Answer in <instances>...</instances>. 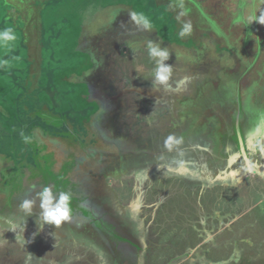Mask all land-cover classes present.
Instances as JSON below:
<instances>
[{"label":"flooded vegetation","instance_id":"1","mask_svg":"<svg viewBox=\"0 0 264 264\" xmlns=\"http://www.w3.org/2000/svg\"><path fill=\"white\" fill-rule=\"evenodd\" d=\"M249 1L254 4L253 16L264 17L263 10L258 6L264 0H247ZM173 9H176L175 6H172L171 11ZM173 16L175 20H179L175 12ZM94 17L101 21L104 17L114 19L108 26L97 22L96 29L101 36L94 39L95 51L91 53L94 62L87 65L86 68L89 71L85 73L89 96L102 109L96 114V120L89 124L90 129L88 128L90 132L88 135L93 139V145H81L85 154L91 153L101 158L97 162L99 169L98 172L82 175L81 178L84 177L86 182L77 185L72 182L74 181L72 178L75 176L76 168L79 167L77 164L82 163L83 160L76 158V155H72V159L66 156L62 158L60 154L53 155L54 160L56 157L59 158L56 168L67 169V172L55 174L62 178L58 180L57 189L54 188V192L72 193L73 215L69 221L59 227L42 224L39 217L38 220H35V217L32 218L40 213L39 207L33 206L32 216L20 209L19 205L24 199L33 198L39 191H33L30 188L25 191L17 187L14 189L16 195L12 193L14 197L11 200L8 192L4 194L5 199L2 203L0 201V221L15 225L17 229H24L22 233L25 236L18 234L14 238L21 243L19 245L23 259L20 264H30L31 261H35L32 254L38 252L45 243L52 242L54 237L50 234L54 232L57 238L58 235L63 236L56 241L60 250H63V255L59 262L54 258L52 264L70 262L72 258L76 259L75 262L77 260L86 262L92 257L100 264H145L149 234L143 226L142 217L147 215L151 217L155 209L162 207L157 204L161 202L162 194L157 196L145 191L147 187L154 186L152 178L169 184L175 180L174 175L181 174L182 171L184 175H187L185 180L187 186L208 188L224 183L232 186L237 182V178L240 180L246 178L250 170L257 172L253 167L254 162L259 163L260 170L264 172V86L259 87L264 85L262 27H257L256 31L251 32V35L256 34L254 42L247 43L244 35H248L249 32L243 29V33L245 31L246 34L242 37L241 23L234 22L232 28L235 27V31L232 28L229 29L230 32L237 33V36L233 35L232 39L234 47L225 43L216 44L219 53L227 55L225 57L220 54V63L217 60L211 61L209 52L203 48L199 50L201 53L197 58L193 51L198 49L186 48L188 56L185 55L187 57L180 58L179 61L177 43L167 44L159 41L157 37H152L153 33L144 24L138 23L137 19H132L131 13L98 11L94 13ZM136 24L139 27L134 29ZM80 26L83 28L82 25ZM210 34L213 36V33L210 32ZM174 35L177 36L173 34V37ZM183 37V42L185 39L187 42L191 41L189 36ZM136 38L139 39V43L133 46L130 41ZM174 38L177 40V37ZM202 38H204L203 35ZM220 41L222 43V40ZM121 42L122 45L119 47L118 44ZM150 42L153 46L158 45L169 53L167 63L171 70H174V77L164 87L161 84L152 86L156 78L146 77L147 74L143 72L139 75L140 71H138L140 83L136 84L126 67L135 47H138V51H148ZM200 47L198 45L197 48ZM179 69L182 74L178 81L186 77L185 84L177 81ZM243 75H248L247 79H244ZM138 86L139 89L141 88L139 91L136 88ZM136 100H141L145 104L149 102V105L153 106L152 110L150 107L146 109ZM132 108L134 110H131ZM161 108H164V114L174 123L173 127L172 123L167 125L169 131L165 134L172 137L180 134L179 137L184 138V147L182 145L176 149L175 146L165 148L162 140L147 135L149 130L145 131L144 127L155 124V118L150 117L162 115ZM33 113V117L41 119L44 124L54 128L62 129L61 127L66 124L63 114L51 113L47 108ZM20 127L25 128V126ZM68 132L77 137V142L69 141V145L77 143L80 145L84 140L78 133L75 134L72 130ZM68 132L62 130L60 134L64 135ZM239 136L250 163V170L242 158ZM63 138L67 140L68 137ZM34 139L32 138L31 141L34 142ZM260 149L263 150V155ZM182 151L186 153L185 158L178 155ZM12 153L9 151L10 156ZM43 153L39 151L41 156H44ZM32 155L33 158L38 159L34 151ZM41 156L39 159H42ZM46 161L53 162L52 159L49 160V157L48 160L42 159V164L45 165L44 172L41 168H35V174L30 172V175L33 174L37 187L48 180L45 178ZM66 161H68L67 164H65ZM230 165L236 166L240 176L237 174L231 178L228 173L221 172ZM52 166L55 167L54 162ZM71 167L73 171H70ZM191 169H193L192 172H189ZM157 170L159 174L153 175V172ZM11 171H13L12 168ZM129 177L136 181L132 187L135 185L139 187L134 203L121 205L116 201L114 194L110 195L100 186H94L102 179L120 182ZM66 179L72 180V183H69L71 186L66 185ZM156 184V188L160 187L163 192L164 188L161 187L160 182L157 181ZM87 187L93 188L87 189ZM143 210H148L144 216ZM35 228L44 231V238L42 236L39 238L43 241L38 239L37 242L35 241L37 238L29 237V229ZM56 242L54 241L55 244ZM72 244L77 247V250L79 248L78 256L68 251Z\"/></svg>","mask_w":264,"mask_h":264},{"label":"rangeland","instance_id":"2","mask_svg":"<svg viewBox=\"0 0 264 264\" xmlns=\"http://www.w3.org/2000/svg\"><path fill=\"white\" fill-rule=\"evenodd\" d=\"M155 1L159 4L169 3L170 9L177 4L176 9L172 11L179 19L178 31L171 17L169 19L170 14L163 7H157L154 0H0V171L13 169L9 175H5V172L0 174L3 175L4 180L11 175L15 179L11 181L12 186L16 185L14 187L18 186L25 191L29 188L40 191L43 185L51 187L54 191L57 189L58 180L62 178L55 174L67 172V169L56 168L59 158L56 157L54 160V154H60L62 158L70 157L69 159H72V155H76V158L83 160L82 163L77 164L79 167L76 168L75 176L72 178L74 181L71 180L74 184L86 182L84 177L81 178L82 175L98 172L99 163L97 162L101 158L89 153L90 151H88L89 154H85L81 144L93 145V139L88 135L90 134L89 124L96 120L95 116L102 108L89 96V86L84 85L81 80V76H85L84 73L89 71L86 68L89 65L88 62L79 61V56L72 52L77 46V25L81 22L78 16L82 15L85 8L94 13L126 11L131 13V18L133 13L136 14L138 23L144 24L145 20L148 22L150 27L146 28L153 33L152 37H157L159 41L167 44L177 43L179 61L180 58L185 59L188 56L186 48L198 49L193 51L196 54L195 58L200 55L199 50L203 48L209 52L211 61L217 60L219 63L220 54L227 56L219 53L218 44L212 36H206L208 25L205 19L197 12L193 15L184 13L190 11H186L190 9L188 5L184 8L180 5L185 0ZM211 1L216 0H204L203 4L207 6ZM243 1L245 0H239V2ZM212 9L214 10L215 7ZM216 11L213 12L212 18H216ZM222 12L220 13L225 15V12ZM201 14L204 15L203 12ZM46 17L51 18V21H47ZM223 18H216V20L221 22ZM233 21L240 23L241 16L238 14L233 16ZM138 27L136 24L133 28ZM232 29L235 31V27ZM9 30L12 38L5 39L3 33ZM182 31L187 34L192 32L190 35L195 36V42H198L200 37L198 45L201 47L197 48L198 45L192 41L187 42L186 39L183 42L184 37L179 35ZM173 34H177V36L174 35L177 40ZM233 35L237 36V33ZM229 37L231 40L232 36L229 35ZM130 42L134 46L139 43V39H132ZM227 44L230 46L229 42ZM62 49L65 53L59 54ZM130 58L129 66L127 64L126 67L136 84L140 83L141 72L147 74L146 77L156 78L155 69L158 58L151 56L149 50L138 51V47H135ZM167 61H165L166 64H168ZM138 71H140L139 75ZM177 71L178 69L175 74ZM173 72L174 70H171L167 82L174 77ZM181 74L182 71L179 69V75H175L178 77L177 81ZM186 80L184 77L178 83L185 84ZM154 82L152 86L160 84L156 79ZM166 84L161 85L164 87ZM136 88L138 91L141 89L139 86ZM136 102L145 106L146 109L153 108L149 102L147 104L142 103L141 100ZM44 108L51 113L58 112L68 118L62 129L48 126L41 119L32 116L33 112L43 111ZM161 109L162 115L150 117L155 118V124H149L144 129L149 130L147 135L162 140L164 147L168 148L165 146V141L169 134L165 133L169 131L167 125L172 123L173 127L174 123L164 114V108ZM20 126L25 128L22 129ZM62 130L67 132L72 130L73 133L81 135L84 140L80 145L79 143L69 145V141L77 142V137L70 132L61 135ZM182 130L184 131V128ZM24 136L30 137L28 143L24 142ZM64 136L68 137L67 140L63 138ZM179 136L180 134L173 137L174 140H180V143L172 144L175 149L182 145L184 147V138ZM32 138H35L34 142L31 141ZM9 146L12 147L9 148ZM40 150L44 152L42 154L44 156L39 154ZM9 151L13 152L12 156ZM33 151L38 159L33 158ZM178 155L182 158L186 157L184 151L179 152ZM39 156L44 160H48L49 157V160L52 159L55 164V167H51L53 162L46 161L45 178L48 180L40 186L41 188L36 186L37 183L33 179L35 168H41L43 172L45 170V165L42 164ZM253 167L257 172L247 173V177L242 180L237 178V182L232 185L235 186L234 188L229 183L208 188L187 186L185 182L187 175H184L182 171L181 174H175V178L173 177L175 180L169 184L152 178L154 186L147 187L145 191L157 196L162 194L161 202L157 203L162 207L155 209L151 217L148 215L142 217L143 226L149 234L145 264H264V172L260 170V164L257 162H254ZM236 169V166L230 165L221 172L228 173V176L232 178L239 174ZM70 171H73L72 167ZM30 172L33 174L30 175ZM157 174H159L158 170L153 172V175ZM71 181L65 180L68 187L71 186L69 185ZM157 181L164 188L163 192L160 187L156 188ZM135 183L134 178L129 177L120 182L102 179L100 183H94V186H100L110 195L114 194L121 205H126L133 202L138 195V185L132 187ZM1 186L2 184L0 188ZM90 188L93 187H87V189ZM13 194L16 195V192ZM36 194L29 199H34L36 201L34 207L38 208L39 199ZM14 195L9 197L10 200ZM2 196L1 203L5 199L4 195ZM254 204L256 206L246 215L234 220L239 212H244ZM145 212L147 214L148 210H143V216ZM34 217L38 220L40 213L32 216ZM6 224L0 221V264H20L23 259L20 251L21 243L14 238L18 234L25 236L22 233L24 229L16 228V231H11L13 225L6 226ZM43 234H45L44 231L36 228L28 231L29 237L37 238L35 240L37 242L41 236L44 238ZM50 235L54 237L52 242L45 243L38 252L33 253L32 257L35 261H31L30 264H52V260L55 259L59 262L63 250H60L56 241L63 236L58 235L57 238L55 232ZM39 240L43 241V239ZM68 251L72 254L80 252L79 248L77 250L73 244ZM75 261L76 259L72 258L70 262L65 261L61 264H100L98 260H93V257L86 262Z\"/></svg>","mask_w":264,"mask_h":264},{"label":"trees","instance_id":"3","mask_svg":"<svg viewBox=\"0 0 264 264\" xmlns=\"http://www.w3.org/2000/svg\"><path fill=\"white\" fill-rule=\"evenodd\" d=\"M203 2H204V0H185V2L181 3L180 5L182 6V8H184L185 5L186 6L188 5L190 7V9L186 10V11L190 10L189 13L184 12L186 15H188L190 13L193 15L195 12H197V13H199V15L202 16L203 19H205V21L207 22V25H208V27L206 29V32H208L207 34L210 36L211 35L210 32L213 33L212 38L215 39V41L219 45H222L224 43L226 45H228L227 42H229L230 45L232 46V48L234 47L233 45H235V44H234V41L232 40L233 34H231L232 32H230L229 29L232 28V24L234 23L233 16H236L237 14L241 16V22H240L241 23V30H240V32L242 34V37L244 34H246L245 31L243 33V29L244 30L246 29L249 32L248 35H246V36L244 35V38L247 39L246 40L247 43L254 42L256 34L254 33L251 35V32L256 31L257 27H262L261 29L264 32V17L259 15L256 18L253 16L252 10H253L254 4H252V2H250V1L247 2V0H245L243 2H239V0H216L215 2L211 1L212 3L210 2L207 6L205 5V3L203 4ZM154 3L157 7H163L170 14L169 19L171 17V19L174 22L175 29L178 31L177 27H178L179 21L174 19L173 12L169 8V3H160L159 4L155 0H154ZM216 4H217V6H216ZM174 6H176V5H174ZM203 6H205V7H203ZM258 6L264 12V1L262 3H259ZM212 7H215V9L213 10ZM215 10H217L216 11V13H217L216 18L224 17L221 22H218L216 20V18H212L213 12ZM222 11L225 12V15L220 13ZM201 12H203L204 15H202ZM199 24H202V23H199ZM230 25H231V27H230ZM180 33H179V35H180ZM191 33L192 32H189L187 34V32H185L184 35H186V36L189 35V39L192 42H194L195 44H197L199 42V39H198V42H195V40H194L195 36H191L190 35ZM229 35L232 36L231 40H230ZM263 36H264V33H263ZM220 40H222V43ZM235 43H237V42H235ZM262 44H264V37L262 39ZM237 45H238V43H237ZM234 49H236V48H234ZM243 77H244V79L245 78L247 79L248 75H243ZM252 86H251V88H252ZM262 86H264V85H259V87H262ZM64 117L66 118V121H67L68 118L66 116H64Z\"/></svg>","mask_w":264,"mask_h":264},{"label":"clouds","instance_id":"4","mask_svg":"<svg viewBox=\"0 0 264 264\" xmlns=\"http://www.w3.org/2000/svg\"><path fill=\"white\" fill-rule=\"evenodd\" d=\"M132 18L136 19V14H132ZM145 27H150L148 22L144 21ZM9 31L3 33L5 39H11L12 37L9 34ZM185 34L184 31L180 33L181 36ZM149 54L153 57L158 58L156 60V81L160 84H166L169 75L171 73V67L165 63L167 61L169 53L166 49H161L158 45L153 46V44L149 43ZM24 142L28 143L30 141V137L24 136ZM173 143H180V140H174L172 136H169L165 141L166 147H171ZM37 198L39 199V207H40V219L42 224L53 225L55 227H59L64 222H67L71 219L73 215L72 208V193L69 191H58L54 192L53 189L49 186H44L37 194ZM36 201L34 199H24L19 207L29 216L32 213L33 206ZM11 231H16V226L13 225Z\"/></svg>","mask_w":264,"mask_h":264},{"label":"crops","instance_id":"5","mask_svg":"<svg viewBox=\"0 0 264 264\" xmlns=\"http://www.w3.org/2000/svg\"><path fill=\"white\" fill-rule=\"evenodd\" d=\"M86 10H87V8H85L82 11L81 16H78L79 20L81 22L77 25V46L74 48V50L72 52L79 56V61L86 60L88 62V64L90 65L91 63L94 62L92 59V55H91V53H93L95 51L94 50V45H95L94 39H95V37L101 36V34H99L97 32L98 30L96 29V27H97L96 24H98L97 22H101V24L102 23L107 24V26H108L111 23H113L114 19L111 17H108V18L104 17V19L101 21L100 19L98 20L97 18L94 17L93 11H91V10L86 11ZM47 21H51V18H49V19L47 18ZM80 25H82L83 28H81ZM121 45H122V42L118 44L119 47H121ZM64 51L65 50L62 49L59 54L65 53ZM104 51H106V49ZM84 75H85V73H84ZM85 77L86 76H81V80H82V83L84 85L87 84ZM7 169H10V168H7ZM3 172H5V171H0V174H2ZM11 172L12 171H10V170L6 171L5 175H9V174H11ZM12 180L15 181V179H13V177L11 175L9 177H7V180H4L3 175H0V184H2V186L0 188V196L4 195L6 192H8V194L12 196V193H14V189H16L18 187V186L14 187V186H16L15 184H14V186H12L13 185V184H11ZM259 203H260V201H259ZM256 204H258V203H256ZM255 206L256 205L254 204L252 207L245 209L244 212H239L237 217L234 218V220H237L241 216L246 215L249 212V210ZM6 226H7V224H6Z\"/></svg>","mask_w":264,"mask_h":264},{"label":"water","instance_id":"6","mask_svg":"<svg viewBox=\"0 0 264 264\" xmlns=\"http://www.w3.org/2000/svg\"><path fill=\"white\" fill-rule=\"evenodd\" d=\"M237 121H238V116H237ZM239 141H240V144H241V154H242V158L245 161L246 165L248 166V169L250 170V167H249L250 166L249 165L250 163H249L248 157H247V155L245 153L244 145L242 144V140H241V137L240 136H239ZM260 150H261L262 155H263V150L262 149H260ZM249 172H252V170H250Z\"/></svg>","mask_w":264,"mask_h":264}]
</instances>
